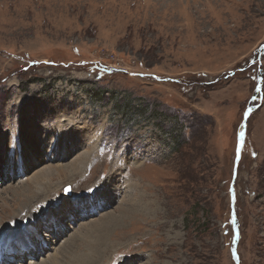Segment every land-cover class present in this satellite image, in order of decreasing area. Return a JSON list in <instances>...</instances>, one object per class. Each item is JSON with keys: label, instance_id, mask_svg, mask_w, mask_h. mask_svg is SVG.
Listing matches in <instances>:
<instances>
[{"label": "rangeland", "instance_id": "374dc122", "mask_svg": "<svg viewBox=\"0 0 264 264\" xmlns=\"http://www.w3.org/2000/svg\"><path fill=\"white\" fill-rule=\"evenodd\" d=\"M59 115L97 153L76 180H54L31 220L14 190L43 167L11 183L0 167V237L54 223L66 203L83 212L90 201L91 215L75 227L67 214L66 234L40 230L50 250L23 264H50L51 247L89 230L109 246L102 264H264V0H0V139L37 163L30 147L50 139L27 132L55 135ZM101 186L122 201L95 209ZM23 243L5 245L2 261Z\"/></svg>", "mask_w": 264, "mask_h": 264}, {"label": "bare ground", "instance_id": "6f19581e", "mask_svg": "<svg viewBox=\"0 0 264 264\" xmlns=\"http://www.w3.org/2000/svg\"><path fill=\"white\" fill-rule=\"evenodd\" d=\"M58 118H59V120H58ZM65 119L66 118L62 117L61 115L55 117V120L57 121V125H58V123L59 124L61 123L62 127L63 126L65 127V129H62V127L59 126L60 128H58L55 135H54V131L48 132V131H46L45 128H43V129H37L38 131L41 132V135L36 134L35 137H33L35 130L31 133L32 128L29 129L27 134H28V139H30V140H36V138L38 136H40L41 137L40 139H41L42 143L44 144L45 139H47V138L50 139V144H48V146H42V148L39 149L40 152H35L33 149H31L30 144L25 143L27 140L23 136V134H21V144L22 145L20 146V148L22 146H23L22 148H25L27 146L30 147L31 153L35 154V158H36L37 163H34V160H35L34 157L32 158V156H29V155H28V158L26 160L24 157H22L20 155L21 151L20 152H14V156L11 155V153H13L12 148L13 147L17 148V145L15 146V144L13 142H11L13 138L7 136L5 138L0 139V147L7 145V148H8V149L5 148L4 154L0 157V158H4V162L0 163V167L4 166V171H5L4 173L6 175V179H5L6 182L8 181V183L9 182L11 183L13 180L15 181L16 179L22 178L21 173H27L29 170L30 171L33 170L34 167H36V166L43 167L42 171H40L38 174H36L35 176H33L31 178L30 181H32V183H33L32 186H30V187L29 186L28 187L21 186L18 189L14 190V193H16L17 196H19V197L23 196L24 197V199H23L24 203L22 204V206H28L29 207L28 213H29L30 218H28V219H30V220L34 216H36L34 213H32V215H30L33 207H41L44 205L42 207V209L46 210L48 208V206H46L45 205L46 203H44V202L47 199H49L50 196H53V194H56L57 189H54V180H61L60 185H62V184L64 185V182L67 183V182H70L72 180H76L78 178V176H82L83 171L85 169H87L89 163L91 162V158L93 157L92 155L97 153L96 145L93 143L91 144L92 135L89 133H86V132H84V133L82 132L83 136L78 135V136H76V138H72V134H75L74 128L76 127V125H75L76 122L75 123L72 122V120H71L72 117L67 119L68 121ZM72 123H73L74 127L72 126ZM78 127L83 128V130H84V127H80L79 125H78ZM72 129H73V131H71ZM52 130H54V129H52ZM23 131H24V129H21L22 133H23ZM68 131H71V133L68 134ZM43 135H45V137H43ZM62 136L65 137L64 142L61 141V142L57 143V140L61 139ZM40 139H39V141H40ZM77 139L81 141V145L87 146V148L84 152L81 149L83 148V150H84L86 146L79 149L80 147H79V143H78ZM54 140H55V143H54ZM10 142H11V146H10ZM68 150L72 152L69 155H67V153L65 152ZM77 151H78V153H77ZM75 154H77L76 158L74 157ZM26 155H27V153H26ZM29 157L31 158L30 160H29ZM138 160H140V158ZM69 161H70V163H68ZM48 162L51 163V164H48L49 167L45 166V163H48ZM62 162L66 163V164L68 163V164L67 165H60L58 167H51V166H55L57 164H61ZM16 163H17V167L16 168L12 167ZM52 164H54V165H52ZM111 183H112V181H111ZM30 185H31V183H30ZM8 187H10V186H8ZM32 188L35 190L33 191ZM62 188H63V186H62ZM97 189H99V190L97 191V196H96L94 203H93L95 205V209H98L99 206H100L99 208H104V205L110 206V204H112L114 202L120 203L122 201L123 197L121 194L122 192H120V191L118 192V195H115V196H112L111 194H109L113 197L112 198V197L106 196L104 194H102V195L100 194V191H102V193L108 191L103 186H101ZM102 189H104V190H102ZM118 189H120V188H118ZM123 195H124V193H123ZM0 197L2 198L1 194H0ZM35 201H37V202H35ZM18 202L20 203L21 199H18ZM34 202H35V204H33ZM86 203L88 204L91 202L89 201V202L84 203V202L80 201L79 208H80V210H83V212H84V210H86L85 209ZM59 204H60L59 202L58 203L52 202V206L57 205L56 207H58L60 209V207L63 204L58 206ZM56 207H54V208H56ZM54 212H56V211H54ZM83 212H81L77 208H75L72 203H66V204H64V207L59 210L60 214H55L53 212H50L48 214V217L49 216H56L57 217L56 221L54 223H51V222L49 224L42 223V224H40V228L38 226H36L35 223H30V224L28 223L26 226H24L25 228L27 227L26 229L29 231V233L27 235H24L25 233L23 234V236L17 235V232H19V227H18V229L16 228L17 225L13 228H9L6 236L0 237V250L2 247H5V245H8L9 242H11V241H16L17 243L24 244L23 243L24 239H25V245H23V247H26V250L21 252L20 254L10 255L9 258L6 257L8 255V254H6V256H5L6 259H4L0 264H14V263L23 264V262L27 261V259L30 257L41 258L50 249H45L44 243H46V242L44 239H41V237H40L41 235H40L39 231L40 230L41 231L42 230L43 231L50 230L51 235H53L55 233V229L58 228L60 231L59 232L60 235H62L63 233H65V231L62 229V227H63L62 225L64 224L63 220L66 217V215L70 214V216H71V217L69 216L68 218L66 217L67 220L68 219L70 220L74 216V224L76 227L79 225L80 220H83L87 216L91 215L90 212H86L87 215H85V212L84 213ZM82 214H84V215H82ZM40 215L42 217L46 216V214L42 215V211H41ZM84 216H86V217H84ZM10 217H12V220H15V219L18 220L20 216H17V214H13ZM106 217H109V215H107ZM37 218H38V216H37ZM2 223L4 224V222H0V226L3 225ZM94 226H95V224H92V226H90L89 229L94 228ZM5 228H7V227H5ZM25 228H22V229H25ZM2 229L3 228H0L1 232L4 231ZM11 229H12V231H11ZM50 233H49V235H50ZM45 236L47 237V235H45ZM57 242H59V241L57 240ZM29 244H31V246H29ZM80 244H83V245H81V248L78 251H76V249L74 247L79 246ZM26 245L29 247H27ZM62 245L63 246L65 245L66 248H64V249L61 248L62 249L61 251H60V249H56V247H51L52 250H54L55 255L49 256L48 261H50V264H102L100 262L102 260L108 258L107 256H108V251H109L108 247L109 246L107 245V241L104 239H101V241H95L93 239V230H89L88 232L73 235L67 241H65ZM62 245L60 247H62ZM12 250H9L8 252H11ZM1 254L2 253H0V255ZM43 264H48V263L45 261Z\"/></svg>", "mask_w": 264, "mask_h": 264}, {"label": "water", "instance_id": "95a60500", "mask_svg": "<svg viewBox=\"0 0 264 264\" xmlns=\"http://www.w3.org/2000/svg\"><path fill=\"white\" fill-rule=\"evenodd\" d=\"M242 146H243V144H242V142L240 141V142H239V146H238V151H237L238 159H240V157H241ZM66 194H67V195H70V189L66 190Z\"/></svg>", "mask_w": 264, "mask_h": 264}, {"label": "trees", "instance_id": "16d2710c", "mask_svg": "<svg viewBox=\"0 0 264 264\" xmlns=\"http://www.w3.org/2000/svg\"><path fill=\"white\" fill-rule=\"evenodd\" d=\"M179 83H180V82H179ZM183 119H184V118H182V120H183ZM181 126H182L181 129L187 128V121L185 120L184 122H182ZM172 130L174 131V128H172ZM172 130H171V132H173Z\"/></svg>", "mask_w": 264, "mask_h": 264}]
</instances>
